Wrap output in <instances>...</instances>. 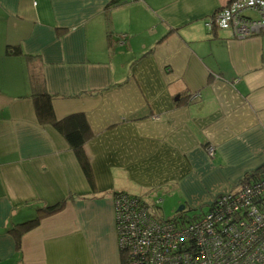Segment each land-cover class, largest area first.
Here are the masks:
<instances>
[{"label": "crops", "instance_id": "0c3cea01", "mask_svg": "<svg viewBox=\"0 0 264 264\" xmlns=\"http://www.w3.org/2000/svg\"><path fill=\"white\" fill-rule=\"evenodd\" d=\"M230 1L0 0V264H121L114 191L209 202L264 164V31L206 25ZM9 45L38 55L58 118L85 113L92 185Z\"/></svg>", "mask_w": 264, "mask_h": 264}, {"label": "built area", "instance_id": "2783aa9c", "mask_svg": "<svg viewBox=\"0 0 264 264\" xmlns=\"http://www.w3.org/2000/svg\"><path fill=\"white\" fill-rule=\"evenodd\" d=\"M206 25L238 39L264 31V0H231ZM114 202L124 264H264V173L259 181L235 185L184 223L163 218L137 198Z\"/></svg>", "mask_w": 264, "mask_h": 264}, {"label": "trees", "instance_id": "16d2710c", "mask_svg": "<svg viewBox=\"0 0 264 264\" xmlns=\"http://www.w3.org/2000/svg\"><path fill=\"white\" fill-rule=\"evenodd\" d=\"M6 51L11 52L13 54H23L26 57L29 82L31 86V98L33 100L34 110L38 121L41 123H47L52 125L54 129H56L64 137V139L67 141V143L75 153V156L86 179L92 185L91 164L84 150V142L91 133L90 125L85 113L74 112L64 117L58 118L53 110L52 96L45 90L44 87V77L41 69V62L38 55L23 52L19 45H9ZM263 173L264 165L256 168L252 172H246L245 175L241 178V180L235 183V185L245 182L259 181ZM223 194L224 193L218 196H222ZM113 198L115 200H129V198H137L140 204L142 203L146 205L150 210L152 209V207L153 209L155 208L157 212L160 210V204L154 203L155 200H152L153 198H148L143 195H137L123 190H118L114 191ZM64 203L65 199H62L53 205L40 207L33 218L24 222L13 224V226H11L10 228V231H12V233H14V235L16 236L17 244L19 245L20 237L24 232L34 228L43 216L60 210ZM212 205L213 201L209 204L208 210L212 207ZM194 217L195 216L188 217L184 209L181 211H175V213L168 218L179 219L178 221L184 223L187 219L188 221L195 219ZM120 251L121 264H124L125 252L121 249Z\"/></svg>", "mask_w": 264, "mask_h": 264}, {"label": "rangeland", "instance_id": "374dc122", "mask_svg": "<svg viewBox=\"0 0 264 264\" xmlns=\"http://www.w3.org/2000/svg\"><path fill=\"white\" fill-rule=\"evenodd\" d=\"M261 166L262 165H260L259 167H261ZM255 169H252L249 172H252ZM166 189L167 190H165L164 188H160L157 193H153L155 195L150 196V198H153L152 200H155V198H161L162 199V202L159 205L160 210L158 211V214L160 216H163V218H168V217L172 216L175 213L176 209L181 204L185 205V211H186V214L188 215V217L199 216L208 210L209 204L215 198V197H213V199L209 202H207L206 200H203V201L198 200L199 202L197 204H194L192 201V197L188 198L186 192L184 193L182 190L179 191L172 186H168V188H166ZM150 194L151 193H146V194H143V196L145 195L146 197L149 198ZM137 195H139V193H137ZM152 209H153V207H152ZM154 211H157V210L154 208Z\"/></svg>", "mask_w": 264, "mask_h": 264}, {"label": "water", "instance_id": "95a60500", "mask_svg": "<svg viewBox=\"0 0 264 264\" xmlns=\"http://www.w3.org/2000/svg\"><path fill=\"white\" fill-rule=\"evenodd\" d=\"M215 13V12H214ZM214 13H212V14H214ZM211 14V15H212ZM50 206V205H49ZM185 209V205L184 204H181V205H179V207L176 209V211H181V210H184Z\"/></svg>", "mask_w": 264, "mask_h": 264}]
</instances>
